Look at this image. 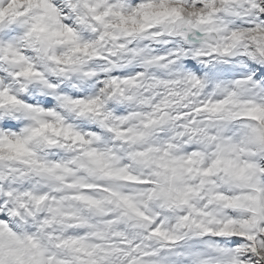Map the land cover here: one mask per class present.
<instances>
[{
  "label": "clouds",
  "instance_id": "1",
  "mask_svg": "<svg viewBox=\"0 0 264 264\" xmlns=\"http://www.w3.org/2000/svg\"><path fill=\"white\" fill-rule=\"evenodd\" d=\"M0 264H264V0H0Z\"/></svg>",
  "mask_w": 264,
  "mask_h": 264
}]
</instances>
